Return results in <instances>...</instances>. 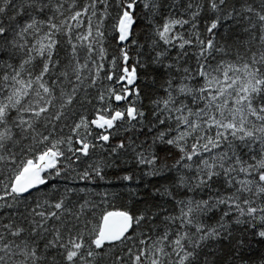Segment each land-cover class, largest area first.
Returning a JSON list of instances; mask_svg holds the SVG:
<instances>
[{
    "label": "snow or ice",
    "instance_id": "snow-or-ice-1",
    "mask_svg": "<svg viewBox=\"0 0 264 264\" xmlns=\"http://www.w3.org/2000/svg\"><path fill=\"white\" fill-rule=\"evenodd\" d=\"M0 264H264V0H0Z\"/></svg>",
    "mask_w": 264,
    "mask_h": 264
},
{
    "label": "trees",
    "instance_id": "trees-1",
    "mask_svg": "<svg viewBox=\"0 0 264 264\" xmlns=\"http://www.w3.org/2000/svg\"><path fill=\"white\" fill-rule=\"evenodd\" d=\"M111 21H109V24L111 25ZM111 47V51L113 55H118L119 51L118 48L116 46V44L114 42H111L110 44ZM133 56H135V51L133 50ZM146 83L145 78L143 76V73H141V77L140 80L138 82V86L143 87L144 84ZM145 91H147L145 89ZM94 95V93H93ZM147 103V101H145ZM127 167H131V165H127ZM119 170L116 169H110L108 171V175L109 178L113 180V183L111 185L109 184H105V183H101L99 186V190H107L110 193H121L124 191V188L120 185L119 182H115V175H119ZM110 203L114 206L120 207V206H127L128 208H131V205L128 204V200H127V196H115L114 198L110 199ZM108 206L105 205L104 207H102L101 209L98 210L97 212V216L100 214V212H102L105 208H107Z\"/></svg>",
    "mask_w": 264,
    "mask_h": 264
}]
</instances>
